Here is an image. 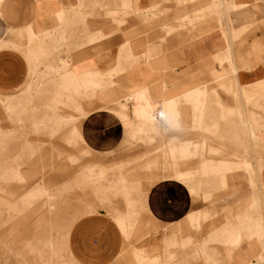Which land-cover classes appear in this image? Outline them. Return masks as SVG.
<instances>
[{
    "label": "crops",
    "instance_id": "obj_1",
    "mask_svg": "<svg viewBox=\"0 0 264 264\" xmlns=\"http://www.w3.org/2000/svg\"><path fill=\"white\" fill-rule=\"evenodd\" d=\"M106 1L0 0V98L10 101L6 107L0 103V146L10 147L7 155L12 157L17 145L37 144L40 137L32 138L26 126L21 138L11 134L25 121L35 132L48 130L60 139L75 141L68 133L57 132L65 124L56 127L40 123L42 116L50 113L51 98L56 99L55 104L75 110L61 106L62 113L56 108L55 114L65 118L86 115L73 123L72 134L77 141H84V149L94 153L114 151L115 146L127 141L131 146L130 136L135 132V138H142L148 126L152 131L168 132L167 140L169 131L174 135L179 130L182 141L190 145L204 134L192 127L210 123L201 118L202 112L214 114L218 123L215 120L217 125L213 126L220 124L223 133L228 129L226 121L218 116L229 115L232 112L228 109L237 107L246 126L237 123L236 135H210L207 142L221 148V154L204 153L209 157L204 162H227L216 172L227 171L228 185L214 193L222 200L221 195L228 194L227 200L211 204L194 197L180 181L184 174L183 179L193 186L189 174H162L160 170L155 174L157 180L137 195L141 207L136 206L134 198L135 209L130 211L117 201L118 206L103 204L108 212L113 211L110 215L96 208L83 212L71 224L66 246L78 264H119L124 258L126 264H250L255 260L264 264V247L260 245L264 216L259 210L264 213V0ZM119 60L126 61L130 68L115 74L113 81L134 99L131 113L112 107L111 79L97 77ZM63 61L69 63L66 74L54 72ZM96 82L103 84L102 91L95 89ZM137 101L151 113L160 108L162 116L152 124H140L133 113ZM118 104L123 105V101ZM177 125L183 127L178 129ZM244 130L257 134V150L254 138L244 135ZM187 158L181 160L182 169L193 167L200 159ZM244 160L251 164L250 170L240 165L228 167V161ZM259 160H263L261 168ZM57 171L59 167L50 174L34 175L28 169L11 177L49 179ZM197 181L199 193L201 183ZM11 187L15 189V183L11 182ZM95 195L87 190L81 199L91 204ZM222 207L229 214L222 212ZM198 211H207L209 216L195 227L188 216ZM236 217V228L241 230L225 246L219 235L217 241L221 243L207 244L209 237L199 244L208 233ZM228 226H224L226 231ZM190 243H195L194 247ZM131 245L128 252L132 250L134 261L124 254L125 247Z\"/></svg>",
    "mask_w": 264,
    "mask_h": 264
},
{
    "label": "rangeland",
    "instance_id": "obj_2",
    "mask_svg": "<svg viewBox=\"0 0 264 264\" xmlns=\"http://www.w3.org/2000/svg\"><path fill=\"white\" fill-rule=\"evenodd\" d=\"M106 2H108V0ZM125 63L127 62L119 60L116 62V65L110 67L108 71L97 77L102 80L106 78L111 79L110 83L113 93L111 99L112 107L115 109L118 108L125 113H131L132 100L134 99H129V93H125V90H119L118 84L113 81V76L115 74L122 72L123 69L127 70V68H130V66H126ZM62 73L66 74V71ZM135 84L139 86L141 82L131 83V85ZM64 85L70 87L68 83H64ZM94 85L96 90H103V84L96 82ZM225 85L223 83V87ZM79 96H81V93H79ZM113 100L119 102L123 101V105ZM55 101V98L50 99V113L42 116L40 123H46L56 127L65 124L62 129L57 132L68 133L70 135L69 137L74 138L75 141L68 142L66 139H60L58 135V137H56L54 133H50L48 130L44 132H35L29 121H25L23 127L18 129L16 128L17 124L11 121L16 128V131L11 132L14 138H21V132L24 126H26L29 129L26 131L31 132L32 138L40 137V140L36 141L37 144L29 147L17 145L14 147L15 153L12 157H8L7 155V153L11 151L10 147L0 146V174L10 176L7 178L0 177V264H78L70 256L66 246L68 243L67 235H69L68 232H70L69 229H71L70 226L73 221L83 212L92 210L93 208H96L100 212L106 210L108 215H110L113 211L110 210V212H108L107 206L103 205L108 202L110 206H113L112 203L116 205L117 201H119L124 205L126 211L135 209L134 202L137 207H141V201L137 200V195L142 192L148 184L157 180L155 174L160 170L162 174H170L174 171H185V174H189V177L194 181V185L191 186L188 179L186 181L183 179L184 174H182L180 181L188 187L192 196H200L204 200H207L208 203L224 202L228 199V194L221 195L223 196V200L217 195L214 196L215 191L228 185L225 175L227 171H223V173L216 172L218 170L217 167L224 163L227 164L226 160L221 159L222 162H204L205 158H209L205 157L204 153L221 154V148L207 142L206 138L210 135L222 136L223 133H227L228 136L236 135L238 132V129L235 128L237 123L240 127L246 126L237 107L229 108L228 110L232 112L229 115L223 113L218 116L219 118H224L226 121L225 126L228 129L223 133L220 131V124L215 128L213 126L217 125L215 122L218 123V118L214 114L210 116L202 112L203 116L201 118H203L205 123L210 122L208 125L212 126L208 127V125L204 123L205 127H207L205 128L202 123V126L192 127L200 130L201 133L204 134L200 141L192 140L190 145L188 141H182L179 130H175L174 135L172 131H169L171 133L167 140L168 132H162L160 130L152 131L149 130L152 126H148L145 127L143 133V135H145L142 138H135V132L132 134V137L130 136L131 141H133L131 146L128 144L129 141H127V144L120 145L121 143H119L115 146L116 148L114 151L108 153L98 151L99 153H94L84 149L86 148L83 145L84 141H77L75 135L72 134L73 123H78L79 119L83 118L84 114H80L79 118L77 116L65 118L60 114H55L56 108L60 111L61 106L69 107L75 111L71 106L61 105V103L55 104ZM9 102L10 101L7 99L0 98V103L5 107ZM7 110L10 111V109ZM235 114L237 117L233 118L232 115ZM8 116L10 117L9 114ZM21 117L22 115L18 117L19 122L22 120ZM175 127H179L178 129H180L183 125H177ZM147 130L148 132H146ZM247 134L254 138L256 142V133L250 130H244V135ZM56 142L60 144L55 145L54 143ZM61 143H63V146ZM138 143H144L146 145H138ZM151 143L160 144L157 146V144L153 145ZM202 143L209 146L202 147ZM257 146L256 142V150L258 149ZM40 152L47 156L39 155L38 153ZM34 154L38 155L35 157ZM194 156H199L200 158L197 164L193 165L191 168L182 169L183 162L181 160ZM33 157L36 158V160H28ZM62 159H67V161H62ZM92 159L96 161L93 163ZM166 159L169 162H165L164 160ZM173 160L174 163H172ZM178 160H180V162ZM228 164L229 168L231 165L232 167L240 165V167L248 170H250L249 166L251 165L246 160L241 162L228 161ZM262 164L263 160H259L258 168H261ZM61 165H65L66 167H61ZM58 167L60 171H57V173H55L57 175L49 179L11 177L13 175H22L24 174L23 172L28 169H30L31 173L34 175L50 174V172L53 173ZM61 170H65L62 174L66 176V178L60 177L62 175ZM120 178H122V181H119ZM197 180L201 183L199 193L196 190L198 186H195L196 182H198ZM249 180L252 185L256 184L254 179L250 178ZM11 182L15 183V189H12ZM87 190H93L96 194L91 204H87L89 201L81 199ZM89 198H91V201L93 196L91 195ZM134 198H136V201L133 202ZM254 201L256 202L255 199ZM119 207L122 208L121 205ZM259 210L264 216L263 209ZM222 212L229 214V211H227L225 207H222ZM207 216H209L207 211H198L191 213L188 219L191 224L198 227L200 219L206 218ZM240 219L244 220L242 217ZM236 220H238V217L233 221L228 219L217 231L213 230L208 233V236L203 238L199 244L205 241L207 242L209 237L211 240L207 242V244L210 242L221 243L217 241V235H219L221 236L220 238L223 239L221 244L225 246L226 241L235 237L238 229H240V227L238 229L236 228ZM242 220H240V225ZM245 221L247 222V220ZM228 223L230 226L226 228V231L224 226ZM129 233L130 231L126 234ZM263 240L264 238L262 237L260 241L261 247H264ZM128 242L132 245L134 244L133 240ZM190 244L192 247L195 245V243ZM132 245L130 247H125L127 250L124 254L126 253L127 260L134 261L132 250L128 252V250L132 248ZM227 254H229V252ZM124 259L122 262L119 260V264H126ZM258 261L259 260H255L254 263L250 264H257Z\"/></svg>",
    "mask_w": 264,
    "mask_h": 264
},
{
    "label": "bare ground",
    "instance_id": "obj_3",
    "mask_svg": "<svg viewBox=\"0 0 264 264\" xmlns=\"http://www.w3.org/2000/svg\"><path fill=\"white\" fill-rule=\"evenodd\" d=\"M58 66V65H57ZM69 67V63L67 61H63L59 67H57L56 69H54V72H65L67 71V68ZM87 85H85L84 87L82 86V88H86ZM130 97V96H129ZM119 103V102H118ZM161 106H163L164 104H160ZM155 111V110H154ZM151 113L149 109L146 108V105H144V103L137 101L135 106L133 107V113L134 115H136L138 118H140V124L145 122L148 123H154L157 121V119L159 117L162 116V110L160 108L157 109V111L154 113ZM165 114V113H164ZM86 115L84 114L83 117H85ZM79 118V116H78ZM139 124V125H140ZM147 124V123H146ZM150 124V125H151ZM156 125V124H155ZM138 127V125H137ZM138 132V131H137ZM136 132V133H137ZM141 135V134H140ZM233 245V244H232Z\"/></svg>",
    "mask_w": 264,
    "mask_h": 264
}]
</instances>
